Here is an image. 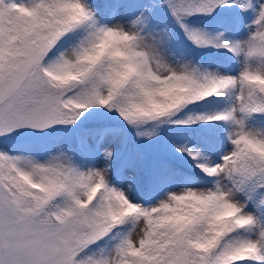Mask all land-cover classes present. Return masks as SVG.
<instances>
[{
  "label": "snow or ice",
  "instance_id": "1",
  "mask_svg": "<svg viewBox=\"0 0 264 264\" xmlns=\"http://www.w3.org/2000/svg\"><path fill=\"white\" fill-rule=\"evenodd\" d=\"M0 264H264V0H0Z\"/></svg>",
  "mask_w": 264,
  "mask_h": 264
}]
</instances>
